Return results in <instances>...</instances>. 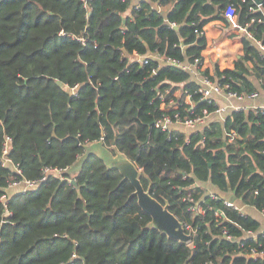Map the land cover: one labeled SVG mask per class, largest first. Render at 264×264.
Returning <instances> with one entry per match:
<instances>
[{"label":"trees","instance_id":"1","mask_svg":"<svg viewBox=\"0 0 264 264\" xmlns=\"http://www.w3.org/2000/svg\"><path fill=\"white\" fill-rule=\"evenodd\" d=\"M229 4L252 40L232 69L201 73L225 93L264 91L253 43L264 46V18L252 0H0V155L7 136L25 179L62 170L20 194L8 190L19 177L0 167V264H264L248 254L264 252L259 223L220 196L264 213V110H228L194 131L155 127L162 114L183 121L218 108L182 66L201 61L203 29ZM94 142L135 164L189 242L152 226L130 182L87 154Z\"/></svg>","mask_w":264,"mask_h":264},{"label":"built area","instance_id":"2","mask_svg":"<svg viewBox=\"0 0 264 264\" xmlns=\"http://www.w3.org/2000/svg\"><path fill=\"white\" fill-rule=\"evenodd\" d=\"M84 7L87 8V4L90 0H81ZM120 1H125V0H120ZM243 2L245 0H242ZM257 9L259 11L262 12L263 14V18H264V12L262 9V0H257V2H255V0H252ZM222 19L225 21L227 27L229 30L231 31H238L240 32L243 37L249 41L252 40V36L251 34L247 31V29L249 28L248 24H244L243 26L239 25L237 22V13H236V9L233 5L229 4L228 6H226L224 8V10L222 11L221 14ZM264 21V20H263ZM254 22V20H251V23ZM257 22H260V20H257ZM59 35L61 37H63V33L60 32ZM243 38V39H244ZM254 45L259 48L262 52H263V57H264V46L261 45L259 42L253 41ZM144 63H146V61H144ZM172 64H175L176 66L180 67L181 65L179 63H176L174 61H172ZM183 69H185L187 72H189V74L192 77V81L197 83L200 87L199 91L202 95V100L203 101H207L208 103H210L211 101H216V97L218 96H222L226 99V101H229L231 99H236L239 101H243L244 99H254L257 96V93H252L250 95H240L237 96L234 93H229L226 92L225 90L227 89V85H224L223 87H221L217 81H213L211 80L208 76H205L201 73L202 69V59L201 61L197 62V64H193V65H186V66H182ZM212 73H210L211 75ZM74 90V89H72ZM217 103V102H216ZM176 106H174V104H172L170 107L168 106H161V109L164 111H167L169 109H176ZM230 106H219L218 108L214 111V113L212 115H208L206 113V111H203V115L201 116H197L195 118H188L185 119L183 121H181L179 119V115L177 113L174 114V116H170L168 114H162V116L159 118V120H157L155 122V127L162 130V131H166L167 129H169L170 127H172V119H175V123H179L177 124L178 126L181 127V129L185 130V131H194L197 130L198 128H202L204 127L209 118L214 117L216 120H222L223 117L226 115V112L229 110ZM256 108H260L264 110V106L262 107H257L255 105L251 106V107H233L230 108V110H247V109H256ZM234 133H232L231 138L234 137ZM10 143H11V139L7 136L4 137L3 139V145H2V152L0 155V167L5 169L6 171H8L9 173L15 175L14 177H19L18 179H13L12 182L9 183L8 185V190L9 189H18L20 194H24L27 193L28 191L34 189L35 187H37L42 181L45 180L46 175L49 172H54L56 174H61L62 170L60 169H53V168H49V167H43L41 170V177L37 180H28L25 179L22 176V171L21 168L19 166V164L15 163L12 161V159L8 156L9 150H10ZM213 198H215L214 195H211ZM1 200L3 202H7V198H5V196L1 197ZM223 204L227 207H230L236 211H239L237 205L234 202H231L230 200H224ZM200 212V211H199ZM188 230H190L189 227H185ZM223 235L225 237V239L227 240H233V238H231L225 231H223ZM247 237H254L255 235L252 233H247L246 234ZM249 257L256 259L260 254H264L263 253H259L256 251V249H250L249 251Z\"/></svg>","mask_w":264,"mask_h":264},{"label":"crops","instance_id":"3","mask_svg":"<svg viewBox=\"0 0 264 264\" xmlns=\"http://www.w3.org/2000/svg\"><path fill=\"white\" fill-rule=\"evenodd\" d=\"M132 3L139 2L141 0H130ZM227 31L225 36L224 43L229 46L230 40H233L230 50H222L221 45L216 44L218 40L224 37V32ZM203 34L206 38V47L202 52V69L208 70L209 73H213V69L215 66H218L220 69H232L233 62L240 58L242 55V40L243 35L238 31H231L228 29L225 21L220 17L217 20H214L208 23L204 29ZM236 38V39H232ZM194 40V36L190 37V42ZM228 42V44H227ZM187 43V44H189ZM236 49L234 55L233 50ZM191 77V81H192ZM216 102L219 106H230L233 107H251L253 105L257 107L264 106V91L259 90L257 96L254 99H244L243 101H239L236 99H231L226 101V99L222 96L216 97ZM229 108V110H230ZM212 118V117H211ZM213 119V118H212ZM173 128H178V125H172ZM183 130V129H181ZM205 187L207 192H217L213 187H210L208 184H202ZM221 197L227 198L231 200L234 198L231 194H220ZM233 200V199H232ZM238 209L239 212L245 216L250 217L251 219L257 221L260 225L259 231H264V213L259 211L254 206L250 204H243L239 200L234 198L233 201Z\"/></svg>","mask_w":264,"mask_h":264},{"label":"water","instance_id":"4","mask_svg":"<svg viewBox=\"0 0 264 264\" xmlns=\"http://www.w3.org/2000/svg\"><path fill=\"white\" fill-rule=\"evenodd\" d=\"M255 2H257V0H255ZM174 28L176 29V27ZM181 45H183V42H181ZM95 144L102 145L100 142L88 144L86 146L87 154L88 152L93 153L90 151V149L91 146ZM108 154L110 156L111 153L108 152ZM97 157H99L103 161L100 156ZM111 157L112 160L116 161L117 163L110 164L104 161L103 162L109 169L118 170L122 178L130 182V184L134 188L133 195L136 196L137 205L144 214L150 217L152 226L162 234L166 235L169 239L177 240L181 243L189 242L191 240L190 234L184 231L182 224L169 211L168 205L163 204L153 198L151 196L149 188H143L140 182V172L139 169H137V167L135 166V164L123 154H121L120 157L115 160L113 159V157L116 156ZM71 183L75 184L73 180L71 181ZM232 199L230 200L231 202L234 201V198Z\"/></svg>","mask_w":264,"mask_h":264},{"label":"rangeland","instance_id":"5","mask_svg":"<svg viewBox=\"0 0 264 264\" xmlns=\"http://www.w3.org/2000/svg\"><path fill=\"white\" fill-rule=\"evenodd\" d=\"M226 34H227V31L224 32V37L222 39L218 40L217 43H216L218 45H221V48L224 51L230 50V47H231L230 44L233 43L232 42L233 40H230L229 46H227L224 43ZM190 36L193 37L194 35L191 34ZM232 39H236V38H232ZM187 43H189V42H187ZM227 44H228V42H227ZM235 53H237L236 52V49L233 50V54L232 55H234ZM186 101L189 102L188 100H186ZM99 145L100 144H98V145H96V144L95 145H92L90 151L93 152V154H95L97 156H100L103 159V161L106 162V163H110V164L117 163L116 161H113L112 160V157L111 156H116V157H113V159L115 160V159H118L122 153L117 152V151H112V148L108 149V148L104 147L103 145H100V146ZM107 151L109 153H111L112 155L110 154V156H109V154H108ZM77 167L78 166L76 164L75 166H73V168L70 169V171L71 172H75L76 169H77Z\"/></svg>","mask_w":264,"mask_h":264}]
</instances>
